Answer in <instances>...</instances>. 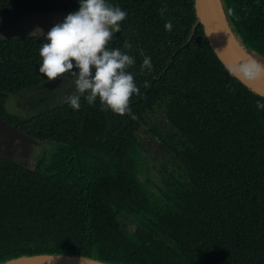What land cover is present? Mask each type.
<instances>
[{
	"label": "trees",
	"instance_id": "1",
	"mask_svg": "<svg viewBox=\"0 0 264 264\" xmlns=\"http://www.w3.org/2000/svg\"><path fill=\"white\" fill-rule=\"evenodd\" d=\"M107 3L127 13L109 48L135 57V119L83 96L79 110L66 101L9 112L10 95L49 81L39 72L46 36L0 40V117L42 142L27 166L0 157V263L48 253L114 264H264V97L218 59L194 0ZM223 3L264 63V0ZM79 8L80 0H0L11 25L27 12ZM145 57L152 69L141 72Z\"/></svg>",
	"mask_w": 264,
	"mask_h": 264
},
{
	"label": "clouds",
	"instance_id": "2",
	"mask_svg": "<svg viewBox=\"0 0 264 264\" xmlns=\"http://www.w3.org/2000/svg\"><path fill=\"white\" fill-rule=\"evenodd\" d=\"M165 8H161L163 16ZM127 13L107 0H80L79 11L70 13L61 24H56L47 33L40 48L42 63L39 72L49 81L70 74L75 81L76 93L67 98L70 106L79 110L81 97L88 104L97 99L113 113L120 116L132 114L130 103L134 94H140L134 75L128 69L134 65L135 57L122 52L119 47L109 48L116 33H120V22ZM165 28L171 31L169 20ZM37 29V32H41ZM36 37V32L32 34ZM132 45L124 41V48ZM74 62V63H73ZM75 69V70H74ZM151 71L150 57H145L141 72ZM243 77L257 80L264 77V64L250 59L240 69ZM145 81L143 87H149ZM257 107L264 109V103L257 101Z\"/></svg>",
	"mask_w": 264,
	"mask_h": 264
},
{
	"label": "water",
	"instance_id": "3",
	"mask_svg": "<svg viewBox=\"0 0 264 264\" xmlns=\"http://www.w3.org/2000/svg\"><path fill=\"white\" fill-rule=\"evenodd\" d=\"M194 7L198 22L202 25L204 34L210 47L228 69L242 84L254 93L264 97V77L257 80L245 79L240 73V67L249 61L246 53L249 52L243 45L230 25L223 0H194ZM77 11H31L23 14L15 25L8 24L14 18L12 15H0V40L33 36H47V33L56 24L64 22L65 18ZM41 29V32H37ZM251 55V54H250ZM253 57V55H251ZM70 74L59 78L57 81H47L42 88L51 92ZM30 90V89H29ZM18 95V94H17ZM42 145L41 141L24 132L0 117V157L22 166L30 163L33 150ZM128 227L135 229V222ZM0 264H114L91 257L68 254H35L9 259Z\"/></svg>",
	"mask_w": 264,
	"mask_h": 264
},
{
	"label": "rangeland",
	"instance_id": "4",
	"mask_svg": "<svg viewBox=\"0 0 264 264\" xmlns=\"http://www.w3.org/2000/svg\"><path fill=\"white\" fill-rule=\"evenodd\" d=\"M76 93L75 81L69 77L51 92L42 88L24 90L18 95H10L6 101V108L14 114H35L57 104L67 101V98ZM155 176L154 171H149Z\"/></svg>",
	"mask_w": 264,
	"mask_h": 264
},
{
	"label": "bare ground",
	"instance_id": "5",
	"mask_svg": "<svg viewBox=\"0 0 264 264\" xmlns=\"http://www.w3.org/2000/svg\"><path fill=\"white\" fill-rule=\"evenodd\" d=\"M237 34V33H236ZM247 48V47H246ZM251 54V53H250ZM249 53H246V56L249 58V60L250 59H255L256 61H258V62H260L261 64H264L263 62H261V61H259L258 59H256L255 57H254V55H253V57L250 55Z\"/></svg>",
	"mask_w": 264,
	"mask_h": 264
},
{
	"label": "flooded vegetation",
	"instance_id": "6",
	"mask_svg": "<svg viewBox=\"0 0 264 264\" xmlns=\"http://www.w3.org/2000/svg\"><path fill=\"white\" fill-rule=\"evenodd\" d=\"M131 222H133V221H127V225H130V224H131Z\"/></svg>",
	"mask_w": 264,
	"mask_h": 264
}]
</instances>
